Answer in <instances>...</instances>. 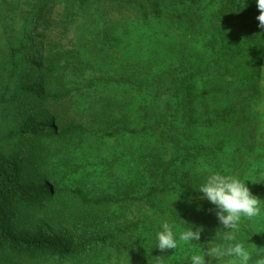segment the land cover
Segmentation results:
<instances>
[{
    "label": "trees",
    "instance_id": "1",
    "mask_svg": "<svg viewBox=\"0 0 264 264\" xmlns=\"http://www.w3.org/2000/svg\"><path fill=\"white\" fill-rule=\"evenodd\" d=\"M259 14L256 0H0V264H190L228 243L264 258ZM214 173L261 200L232 242L198 192ZM164 222L204 231L161 252Z\"/></svg>",
    "mask_w": 264,
    "mask_h": 264
},
{
    "label": "clouds",
    "instance_id": "2",
    "mask_svg": "<svg viewBox=\"0 0 264 264\" xmlns=\"http://www.w3.org/2000/svg\"><path fill=\"white\" fill-rule=\"evenodd\" d=\"M259 15V27L264 29V0H256ZM202 194V199H206L216 206V216L220 224L229 231H224V240L232 242L236 240V233L242 220H253L261 215V200L254 196L250 189L236 176L214 173L208 176L206 182L198 190ZM162 230L157 233V248L164 252L175 250L180 242L185 244L191 241H199L202 227L194 225L181 231L178 235L173 231V225L164 222ZM195 228V231L193 230ZM208 257L209 259H205ZM225 257L235 258L228 264H249L251 253L245 248L243 243H228L227 245H216L199 254L190 256V264H212L213 260L217 264H223ZM156 264H164L161 257H155ZM255 264H264V258L258 259Z\"/></svg>",
    "mask_w": 264,
    "mask_h": 264
},
{
    "label": "rangeland",
    "instance_id": "3",
    "mask_svg": "<svg viewBox=\"0 0 264 264\" xmlns=\"http://www.w3.org/2000/svg\"><path fill=\"white\" fill-rule=\"evenodd\" d=\"M124 41V40H123ZM123 41H121L120 43H122ZM89 79V78H88ZM82 83V82H81ZM166 90H164V92H163V94H162V96H165L166 97ZM198 104H200V103H198ZM40 113L42 114V116L44 117V116H48V115H51V114H54V113H56V112H59L60 114H65L66 113V106L65 105H59V106H56V107H49L47 104H46V106H42L41 108H40ZM199 111H201V110H199ZM68 114V116L70 117V119L72 118V116H73V113L72 112H70V111H68L67 112ZM60 147L61 146H56V147H51L52 148V151L50 152L51 153V156H50V158L52 159V160H54V164L53 165H55V166H57V165H59V163H61V160H62V158H60V154H61V149H60ZM74 148H69V152H67V156H68V159H67V164L68 163H73L74 161H76V159H75V157L74 156H72L73 154H74ZM255 152H258V151H255ZM72 154V155H71ZM154 156H155V153L150 157V159H153L154 158ZM66 160V159H65ZM56 161V162H55ZM57 161H58V163H57ZM251 161V160H250ZM63 162H64V160H63ZM245 170H246V174H249V167H246L245 168ZM245 183H246V186L248 187V181H246L245 180ZM93 187H91V185H90V187H88V189H92ZM163 203H165V202H163ZM24 216H26V214H22V217H24ZM127 259H124V261H121L120 263H114V264H135V262L133 263V262H128V261H126ZM105 264V263H104Z\"/></svg>",
    "mask_w": 264,
    "mask_h": 264
}]
</instances>
